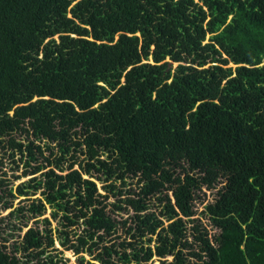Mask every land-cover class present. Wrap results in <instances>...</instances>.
Wrapping results in <instances>:
<instances>
[{
    "label": "trees",
    "instance_id": "obj_1",
    "mask_svg": "<svg viewBox=\"0 0 264 264\" xmlns=\"http://www.w3.org/2000/svg\"><path fill=\"white\" fill-rule=\"evenodd\" d=\"M65 251L264 264V0H0V264Z\"/></svg>",
    "mask_w": 264,
    "mask_h": 264
},
{
    "label": "rangeland",
    "instance_id": "obj_2",
    "mask_svg": "<svg viewBox=\"0 0 264 264\" xmlns=\"http://www.w3.org/2000/svg\"><path fill=\"white\" fill-rule=\"evenodd\" d=\"M8 168H9V166L6 167V170H8ZM19 169L20 170H18V172H15V174H19L21 172V167ZM26 179H27V177H24V178H21V179L15 181L14 182V186H16L19 182H21L23 180H26ZM96 183H97L98 190L100 192H102V190L100 188V183L99 182H96ZM215 191L216 190H204L203 191L204 195H201L203 201L202 202L197 201L195 203V206H194V208L196 209V212H197V214H195L194 217L201 218L202 222L205 223V226L207 225L206 227L208 228V230L210 228L209 222H208V220H207V218L205 216L201 215V210H203L204 204H206L207 202H210V201L213 200V196H214ZM7 212H8V210L2 211L1 214L5 215ZM48 215H49V213H46V216H48ZM54 225H55V222H53V226ZM24 229H26V228H24ZM213 232H214V230H212V229L209 230V233L212 234ZM55 247H57L60 250V246L58 245V242H55ZM64 257L68 259V263L69 264H76V257L73 256V254L70 251H65L64 252ZM86 257H88V256H86ZM148 264H160V263H159V260H157V258L153 257L152 262L149 261Z\"/></svg>",
    "mask_w": 264,
    "mask_h": 264
}]
</instances>
